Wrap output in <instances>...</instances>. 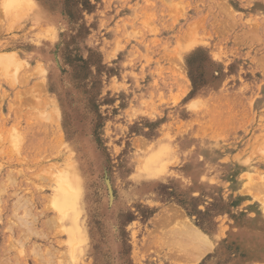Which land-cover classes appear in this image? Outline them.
Returning a JSON list of instances; mask_svg holds the SVG:
<instances>
[{
  "label": "rangeland",
  "instance_id": "1",
  "mask_svg": "<svg viewBox=\"0 0 264 264\" xmlns=\"http://www.w3.org/2000/svg\"><path fill=\"white\" fill-rule=\"evenodd\" d=\"M0 264H264V0H0Z\"/></svg>",
  "mask_w": 264,
  "mask_h": 264
},
{
  "label": "bare ground",
  "instance_id": "2",
  "mask_svg": "<svg viewBox=\"0 0 264 264\" xmlns=\"http://www.w3.org/2000/svg\"><path fill=\"white\" fill-rule=\"evenodd\" d=\"M58 189H59L58 193H57L55 200H54L55 206H57L59 208V210L61 212V216H63V219L67 220V222H70V227L68 228L70 233L72 235H74L78 231L81 232V228L77 225L78 224V218H77V214H78L77 211L78 210L76 207V205L78 204V201H79V190L81 189L78 177L75 174L74 175H67L65 178H63L62 184L60 185V188H58ZM58 208H56V209H58ZM188 228L189 229L187 230V232H185V235H187L189 237V240L190 239H197V238H202V239L204 238L205 235H203L193 225H192V227H188ZM206 241H208V240H205L204 242H206ZM192 242H193V240H192Z\"/></svg>",
  "mask_w": 264,
  "mask_h": 264
}]
</instances>
